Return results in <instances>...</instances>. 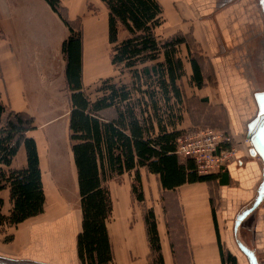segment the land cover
<instances>
[{"label":"crops","instance_id":"crops-1","mask_svg":"<svg viewBox=\"0 0 264 264\" xmlns=\"http://www.w3.org/2000/svg\"><path fill=\"white\" fill-rule=\"evenodd\" d=\"M156 1L162 9V23L154 29L157 39L186 37V42L177 46L175 53L183 65V73L177 80L182 100L171 97L168 102L178 118L166 121V128L180 132L194 125L220 128L233 132L239 146L235 159L211 181L185 182L167 188L161 175L147 167H139L140 181L135 179L136 168L115 175L123 179V189L112 197L119 218L116 247L108 227L109 219L107 221L113 260L118 255L121 264L148 263L147 255L151 250L145 214L135 217L130 229L123 221L124 216L134 215L130 197L133 185L137 184L142 192L139 201L147 205V211L154 213L164 264H223L222 252L235 256V264H250L239 243L255 253L259 264H264V199L235 229L238 215L252 206L264 179V164L258 155L251 154L250 141H245L249 139L247 123L258 107L255 94L264 91V0ZM60 2L66 13L64 18L73 26L81 19L80 30L74 27V31L82 35V91L94 102L103 95L99 90L103 80L130 85L131 76L129 82L123 81V73L117 71L111 59L114 46L131 35L120 26L117 42H110L107 4L103 0ZM71 35L64 19L46 0H0L1 101L7 110L28 113L34 118L35 129L30 135L38 145L45 189L44 212L12 226L8 234L0 235V257L46 261L45 252L58 259L57 264H81L77 253L81 206L75 210L67 199L65 180L54 174L60 166L65 168L64 163L57 162L53 169L49 142L43 134L44 129L65 118V149L78 190L77 169L67 142L72 102L63 48ZM191 43L205 61L201 87L193 79L194 47ZM164 60L165 55L161 53L158 59L137 67H152ZM156 89L159 90V86ZM165 104L164 99L160 101V105ZM34 107L46 108L45 115L39 118ZM149 113H153L150 107ZM102 114L111 119L116 111L108 108ZM222 114L226 115L224 119ZM152 120L153 134L157 136L159 128L153 117ZM37 131L38 134H34ZM178 158L180 163L191 160ZM25 167L24 146L20 147L10 167L3 166L5 169ZM114 177L108 176L104 185L108 187ZM0 199L3 200L2 213L8 216L13 207L9 188L0 190ZM60 233L70 247L62 245L64 239ZM53 258L51 260L56 261Z\"/></svg>","mask_w":264,"mask_h":264},{"label":"trees","instance_id":"trees-1","mask_svg":"<svg viewBox=\"0 0 264 264\" xmlns=\"http://www.w3.org/2000/svg\"><path fill=\"white\" fill-rule=\"evenodd\" d=\"M69 26L72 35L64 44L67 57L66 77L71 92L72 107L69 118L70 142L77 169L82 222L77 235V253L83 264H109L113 260L107 221L113 212L110 189L104 185L109 177L134 168L135 179L140 181L139 167L159 173L162 183L173 188L185 182L211 181L216 174L200 175L193 160L180 163L176 152V139L180 131H168L166 121L178 118L171 97L182 100L177 80L183 65L176 57V47L186 37L175 35L166 40L157 39L154 29L162 23V9L156 0H103L109 10V39L117 42L120 26L130 37L113 48L111 62L121 72L127 70L130 85L113 84L103 80L99 88L103 95L92 102L82 91L83 45L81 32H75L72 23L64 18L60 0H46ZM165 60L152 67L137 66L158 59ZM202 57L193 54V79L201 87ZM159 86V90L156 89ZM165 105H160L161 100ZM206 102V100H203ZM152 108V115L149 113ZM114 108L116 116L102 114ZM156 120L159 134H153ZM34 118L28 113L7 110L0 92V190L9 188L13 203L8 216L2 213L0 199V225L17 226L44 212L45 189L42 180L38 145L30 132L35 129ZM21 146L27 153V167H10ZM218 175V174H217ZM137 198L142 192L133 185ZM145 224L151 253L159 264L163 263L160 239L153 211L145 213ZM223 264H235V256L222 252Z\"/></svg>","mask_w":264,"mask_h":264},{"label":"rangeland","instance_id":"rangeland-1","mask_svg":"<svg viewBox=\"0 0 264 264\" xmlns=\"http://www.w3.org/2000/svg\"><path fill=\"white\" fill-rule=\"evenodd\" d=\"M63 15L66 16V13H64L63 11ZM80 22L81 19H78L75 23H74V27H76L77 30H80L79 26H80ZM194 47V54H198L197 52L199 51V49H197V47L191 43V47ZM196 51V52H195ZM199 55V54H198ZM203 59V58H202ZM202 62L204 63V59L202 60ZM140 66V65H139ZM208 66V64H207ZM117 71H121L120 68L117 69ZM127 70H123V81L125 82H129L130 80V75L129 73L126 72ZM210 78L212 79V77L210 76ZM92 92V96L94 97L95 93H94V89H91ZM46 108L43 107H34L33 110L35 111V113H37V116L40 118V116L45 115V110ZM55 108H53L52 110H54ZM225 114V113H224ZM223 115V114H222ZM223 115L222 119H224ZM64 120L65 118H62L60 121H58L57 123H54L52 125H50L48 128L44 129L43 134L46 138V140L49 142L48 146H49V160H50V164H52L51 166L53 167V169L55 170L54 166L56 164H58L57 162H63L64 163V169H62V167L60 166V169L54 171V174L56 175V177H60L61 180H65L63 186H64V193L67 196V199L69 200V202L72 204L73 209H78L80 208V197H79V193L78 190L76 188V185L74 183L73 180V174L71 172V168L69 166V161H68V153L65 149V139H64ZM205 125H194L193 128H201V129H205V128H212V129H219L222 130L220 128H214V127H204ZM39 131L35 132L34 134H38ZM68 142V147H71V142L69 139H67ZM127 182V181H124ZM123 179L121 178V176H115L114 178L111 179L108 188L110 189L111 193H112V197L113 194L115 196L116 192H120L123 189ZM66 185V186H65ZM130 204L133 207L134 210V215L133 217H131V215L124 216L125 218L123 219L124 223L127 225V227H132L134 226L135 223V217L141 216L145 214V212H147V205L145 203H141L139 201V199L137 198V193L134 194L133 192H131V197H130ZM113 213L111 214V217L109 218V222H108V227L110 230V234L112 237V242L114 247H116L115 244V236L117 234V224L119 222V218L117 217L116 211H115V203L113 201ZM131 210V209H130ZM141 214V215H140ZM7 216V215H6ZM43 218V217H41ZM36 220V219H35ZM125 225V226H126ZM12 226H8V225H0V235L2 234H8V230L9 228H11ZM129 227V229H130ZM61 236V233H60ZM62 237V236H61ZM66 237H64L63 235V239H65ZM44 245V244H43ZM62 245H64L65 247H70L69 242L66 240H63ZM45 251V250H44ZM44 254L48 257L46 258L47 260H38V259H34V261L37 264H57L59 262L58 259L53 258L51 256H48L45 252ZM51 258L55 259L56 261H52ZM134 258H132L133 260ZM121 259L118 257V255H115V259L112 260L109 264H121ZM147 264H159L157 259H156V255L151 253V251H149L148 255H147ZM83 264V263H81ZM129 264H132V261H129Z\"/></svg>","mask_w":264,"mask_h":264},{"label":"built area","instance_id":"built-area-1","mask_svg":"<svg viewBox=\"0 0 264 264\" xmlns=\"http://www.w3.org/2000/svg\"><path fill=\"white\" fill-rule=\"evenodd\" d=\"M238 146L233 132L212 128L187 129L176 139L177 154L193 160L200 175L219 174L227 169L235 159Z\"/></svg>","mask_w":264,"mask_h":264},{"label":"water","instance_id":"water-1","mask_svg":"<svg viewBox=\"0 0 264 264\" xmlns=\"http://www.w3.org/2000/svg\"><path fill=\"white\" fill-rule=\"evenodd\" d=\"M258 102V115L248 124V137L250 138V144L252 146L251 154L258 155L264 164V91L257 92L255 94ZM255 130V131H254ZM264 173V171H263ZM264 199V179L261 182L257 196L251 207L241 212L235 222V229H237L242 221L250 215L263 201ZM241 250L246 254L250 264H259L255 253L245 245L239 243ZM0 264H37L36 262L25 260L16 261L11 258L0 257Z\"/></svg>","mask_w":264,"mask_h":264},{"label":"flooded vegetation","instance_id":"flooded-vegetation-1","mask_svg":"<svg viewBox=\"0 0 264 264\" xmlns=\"http://www.w3.org/2000/svg\"><path fill=\"white\" fill-rule=\"evenodd\" d=\"M258 104V103H257ZM258 111H259V107H257V109L255 110V113L251 116V119L249 120V122L247 123V130H248V124L252 121V120H254L256 117H257V115H258ZM255 131V130H254ZM249 141H250V138H249Z\"/></svg>","mask_w":264,"mask_h":264},{"label":"bare ground","instance_id":"bare-ground-1","mask_svg":"<svg viewBox=\"0 0 264 264\" xmlns=\"http://www.w3.org/2000/svg\"><path fill=\"white\" fill-rule=\"evenodd\" d=\"M69 157V156H68ZM74 167V166H73ZM66 186V185H65ZM54 196V195H53ZM54 198H56V197H54ZM65 211V210H64ZM61 236L63 237V235H62V233H61ZM65 240V239H64ZM63 241V240H62ZM57 246V245H56ZM59 246V245H58Z\"/></svg>","mask_w":264,"mask_h":264}]
</instances>
